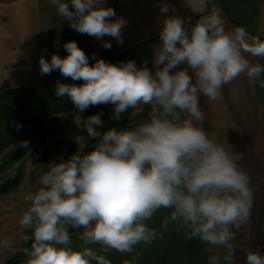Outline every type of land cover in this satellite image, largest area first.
I'll return each instance as SVG.
<instances>
[{"label":"clouds","instance_id":"1","mask_svg":"<svg viewBox=\"0 0 264 264\" xmlns=\"http://www.w3.org/2000/svg\"><path fill=\"white\" fill-rule=\"evenodd\" d=\"M50 2L73 30L100 40L105 49L112 47L105 36L123 43L127 21L112 19L116 12L106 0ZM184 2L199 15L195 23L167 15L176 11L167 0L158 4L163 19L151 62L110 63L93 54L90 64L74 40L63 45L66 56L39 58L41 76L59 71L83 81L55 84V96L66 97L79 113L109 104L117 119L144 105L151 113L134 126L105 131L102 113L84 120L79 129L87 135L74 136L77 150L49 164L37 190L24 196L27 207L17 223L24 242H31L22 249L26 264H112L111 251L130 256L124 264H137L136 247L162 235L148 223L162 209L169 210L162 229L171 225L188 241L224 249L210 264H233L234 241L251 219L254 193L248 173L203 127L201 97L206 104L222 100L223 88L241 76L264 89V64L251 59H264V39L244 26L226 30L218 10H209L211 0ZM21 147L31 155L28 141ZM70 229L80 230L78 247ZM245 264H264V255L248 250Z\"/></svg>","mask_w":264,"mask_h":264},{"label":"crops","instance_id":"2","mask_svg":"<svg viewBox=\"0 0 264 264\" xmlns=\"http://www.w3.org/2000/svg\"><path fill=\"white\" fill-rule=\"evenodd\" d=\"M222 1L228 11L222 7L221 0H211L209 10L212 7L218 10L226 30L238 26L232 21L234 16L250 34L264 39V0ZM161 2L106 0L105 6L116 12L112 19L123 17L127 21L122 44L112 37H104L112 45L108 55L115 63L131 59L140 66L145 58L151 62V48L159 43L158 19L163 16L158 4ZM167 3L176 9L175 13L170 10L167 15L191 17L192 23L199 19L184 0H167ZM72 40L89 57L90 64L95 62L93 54L101 58L106 52L100 40L73 30L58 15L50 0H0V152L13 151L21 146V141H28L31 149L51 125L71 120L82 122L105 109L106 105L92 106L79 113L70 100L58 99L54 92L57 80L77 85L83 81L65 79L59 71L40 75L39 58L43 56L50 61L53 54L66 56L63 45ZM251 59L264 64V59ZM233 89L238 92L235 99ZM222 92L223 99L211 104H206L201 97L206 115L203 127L250 177L254 193L251 219L237 233L234 241L237 250L233 257V264H245L248 250L264 255V89L241 76L226 85ZM16 124L21 127H15ZM168 212L162 209L148 222L162 235L151 245L136 247L141 254L137 264H210L212 255L225 254L224 249L205 245L198 239L186 240L174 226L170 225L167 231L162 229V219ZM206 248L211 250L205 251ZM241 248L244 251H240ZM99 249L97 246L96 250ZM107 255L112 264H124L131 259L115 251Z\"/></svg>","mask_w":264,"mask_h":264},{"label":"rangeland","instance_id":"3","mask_svg":"<svg viewBox=\"0 0 264 264\" xmlns=\"http://www.w3.org/2000/svg\"><path fill=\"white\" fill-rule=\"evenodd\" d=\"M112 109L113 106L109 104L105 106V109L100 110V113H103L101 118L105 124V128L101 131L111 127L121 129L130 125L134 126L147 120L151 113V107L144 105L138 110L130 109L117 119L112 114ZM83 122L84 120L82 122L71 120V122L51 125V128L43 133L37 145L30 149V156L26 152L20 159L11 160L10 155L14 150L6 153L0 152V164L5 168L0 171V185L18 172L22 173L19 185L6 194L0 195V242L5 239L11 242L7 247L0 243V264L9 262L15 257L19 259L17 264H26L27 257L23 254L22 249L30 247V243L24 242L23 235L25 233L21 232L17 223L18 217L27 207L24 196L37 190L40 186L39 177L48 170L49 164L59 161L61 158L67 159L77 150L78 145L74 136L87 135L86 132L79 129L83 127ZM70 231H72L73 246L78 247L81 242L75 232L80 230L70 229ZM97 246L99 245H92L95 249ZM19 253H21L20 257Z\"/></svg>","mask_w":264,"mask_h":264},{"label":"trees","instance_id":"4","mask_svg":"<svg viewBox=\"0 0 264 264\" xmlns=\"http://www.w3.org/2000/svg\"><path fill=\"white\" fill-rule=\"evenodd\" d=\"M221 5L222 7L228 11V8L226 6V4L221 0ZM232 21L234 23H236L238 26H242L240 20L237 18V17H234L232 16ZM108 52H109V49H106V52L105 54L100 58V59H104L105 61L107 62H110V63H115L108 55ZM122 126H124V124H122ZM28 151V149H24L22 148L21 146L20 147H17L14 149V151L11 153L10 155V159L11 160H18L20 159L21 157H23L25 155V153ZM5 168L2 164H0V171H3ZM21 178H22V173L21 172H18L15 176H13L12 178H8L6 179L1 185H0V195L2 194H6L8 191H10L12 188H15L16 186L19 185L20 181H21ZM28 243H31L30 241ZM20 254L19 253V257H20ZM19 259H16L15 258H12L11 261L9 262H6L4 264H17Z\"/></svg>","mask_w":264,"mask_h":264}]
</instances>
